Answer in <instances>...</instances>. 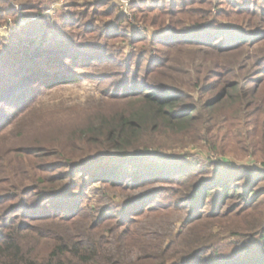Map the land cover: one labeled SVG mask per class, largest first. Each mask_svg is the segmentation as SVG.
Segmentation results:
<instances>
[{"label": "trees", "instance_id": "obj_1", "mask_svg": "<svg viewBox=\"0 0 264 264\" xmlns=\"http://www.w3.org/2000/svg\"><path fill=\"white\" fill-rule=\"evenodd\" d=\"M218 1L230 6L228 13L232 12L235 22L245 23L248 29L236 26L235 23H217L215 20L218 15L213 17L211 9L202 7L205 0L133 1L130 4L132 16L145 24L156 26L150 37L135 31L128 34L119 29L117 23L120 18H128L123 13H119L114 19L117 27L111 26L115 22L105 23V32L111 31L113 36H117L114 33L121 32L120 36L130 38L131 43L142 44L140 52L130 62L135 63L134 69H130V65L125 66L124 78L120 75L121 81L112 82L110 88L112 92H119L117 99L132 96L136 103L113 114L95 115L86 123V128L73 132L70 140L77 143L78 148L102 150L94 155L95 158L89 156L73 161L67 155L65 162L61 161L59 164L60 168L74 170L82 164L96 162L95 159L104 163L120 161L118 170L99 169L91 173L92 177L101 182L109 181L116 187L120 180L128 178L138 184L165 180L178 185V190L173 191L172 199L150 205L140 213L138 210V214L147 210V215L153 218L168 216L181 205L195 212L186 231L174 233L166 242L146 222L136 221L134 217L112 223L107 221L112 216L104 209L96 220H92L94 217L83 212L75 202L55 199L63 191L51 187L54 183L64 182L68 173L49 177L50 168H55L52 165H44L41 171L35 170L33 158H50L55 154L49 153L46 146L33 148L36 151L27 153L22 148L15 154L21 158L18 164L22 169L28 168L30 185L25 191L22 188L17 190L18 187L12 183L11 179L14 177L8 173L4 155L0 154V174L8 176L10 191L13 192L7 196L0 195V264H153L156 259L158 263L161 261L159 264H198L197 261L209 260L214 253L212 226L217 223L223 225L226 219L230 225H227L228 229L231 227L239 238H243L240 243L237 242L243 253L240 251L238 256L226 259L227 262L223 264H264V189L256 187L262 179L260 174H264L260 169L245 168V171H240L227 164L223 168L230 167L233 173L226 171L216 180L199 179L200 171L192 167V161L184 163L182 160H186L185 158L167 157L163 165L159 166L153 160L143 157L153 146L161 144L157 137L162 134L167 135L170 140L181 141L182 145L205 140L211 152L236 154L241 142H235L236 147L228 150L225 149L224 140L230 137V131L242 124L241 120L248 109L251 111L245 117L246 129L250 127L255 131L254 135L264 132V97L260 96L258 86L253 83L258 77L264 79V69L255 73L264 64V0ZM8 2L9 0H0V17L12 13L13 19L26 16L25 20H29V13L19 14V9L14 5L9 8L5 6ZM68 2L65 9H84L81 12H65L68 17L71 15V24L77 23L79 27L84 25L77 19L81 17L89 20L87 24L90 28L99 27L103 30L98 25V17L114 16L117 9L115 5L99 0ZM105 6L110 7L102 11ZM41 8L44 10L37 17H48L50 9L47 6ZM24 10L27 11L25 8ZM18 19L16 22L8 17L5 19L7 30L14 27L10 31L12 37L20 30ZM23 30L25 45L28 41V45L33 46L31 51H23V56L18 51L7 48L16 40L11 41L6 37L7 33L0 35V45H3L0 52L1 106L4 103L8 106L15 105L16 101L21 100L20 95L29 94L30 91H26L28 87L41 82L46 86L53 76L59 81L73 78L71 74L58 73L59 67L66 63L78 65L76 57L64 60L69 58L68 53H61L58 60L56 54L60 51L56 52L57 48L51 50L36 38L26 39L31 31L28 28ZM104 49L81 51V58L95 65L107 64L110 61L105 59L114 57L107 55ZM68 50L71 52L74 48L70 47ZM173 53H184L187 59L170 56ZM50 67H55L52 73L47 70ZM4 70L6 74H3ZM102 76L106 75L99 74L94 78ZM183 76L188 79L185 81ZM6 78H9L8 85L2 87L3 80H8ZM18 78H22V81H18ZM215 89H219V92L203 101V95ZM194 94H197V99ZM1 106L0 125L6 120ZM220 129H225V132L213 134ZM217 142L223 144L219 146ZM250 145L254 150L260 146L256 143ZM125 159L132 164L123 169ZM9 160L15 162L16 158L10 156ZM194 162L201 164L199 161ZM35 178L39 180L36 185L33 182ZM210 186L218 190L215 195H221L222 201L235 198V208L219 211L214 215L197 211L200 201L206 200L208 194L212 195L214 192ZM19 195L22 196L21 199L15 202ZM204 206L205 203L202 208ZM183 207L181 208L184 209ZM17 212L33 216L34 220L49 218L51 222L20 226L16 223ZM56 218L61 219L57 221ZM29 241L35 244L33 249L28 248ZM137 252L141 255H137L138 258ZM136 258L137 261L133 262Z\"/></svg>", "mask_w": 264, "mask_h": 264}, {"label": "rangeland", "instance_id": "obj_2", "mask_svg": "<svg viewBox=\"0 0 264 264\" xmlns=\"http://www.w3.org/2000/svg\"><path fill=\"white\" fill-rule=\"evenodd\" d=\"M68 1L69 0H9V2L5 4L8 8L10 5H14L13 7L19 9V14L23 13L25 15L29 13V20H25L26 16L25 18L23 16H21L20 19L17 18L19 20L18 29H20L21 32L19 30L17 35H13V37L10 31L12 32L14 27L5 30L4 28L7 25V20L5 19L8 17V19L10 18L13 22H16L17 19H13L14 17L11 16L12 13L0 17V29H3L1 32L4 31V34L7 33L5 35H7L6 37L10 38L11 41L16 40L12 45L10 44L11 46H6L7 48L10 47L11 50L18 51L21 56H23V51H31L30 49L33 47L32 44L28 45L27 41L25 45V40L23 39V29L28 28L31 32L29 36H26V39L36 38L38 42H44L43 44L51 50L57 48L56 52L60 51L56 54L58 60L61 57V53H63V55L64 53H68L67 57L69 58L64 60L69 61L70 57H76L75 59L78 62V65L66 63L65 66L61 65L58 70V73L65 75L71 74L70 76L73 78L59 81L54 79L53 76L51 82L47 83L46 86L41 82L28 87L26 91H30L29 94L23 93V96L20 95L21 100L16 101L15 105L8 106L5 103L2 104V106L0 105L4 110L3 114L6 118L4 123L0 125V154L4 155V161L8 167L7 171H9L8 173H11L10 175L14 177L11 181L18 187L17 190L22 188L23 191H25L30 185L28 180L29 172H27L28 168L22 169V166L18 164L21 158H19L15 152L23 148V151L27 153L36 151L33 148L46 146V148L49 149V153H54L55 156L50 158L44 156L41 158H33L35 170L41 171L44 169V165L49 167L52 165L55 168L54 170L50 168L49 177H59V173L63 174L65 172L69 174L64 182L54 183L53 187H51V189L63 191L59 192L60 194H57L58 196H56L55 199L59 201L70 200L75 202L78 208H81L83 212L94 217L92 220H96L98 217L97 215L104 209H107V211H109L108 215L112 216L107 220L112 223H116L117 220H125L126 217H134L133 219L136 221L146 222L148 226H151L153 231L157 232L168 242L169 237L174 233L179 232L180 234L186 231L188 222H190L195 212H191L185 207L178 205L180 207H177V209L175 208L173 210L174 212L170 215L153 218L147 215V210H144L141 214H138V210L140 213L142 209H147L150 205H156L157 202H165L166 199L169 198L172 199L173 191L178 190V185L166 182L165 180H151L138 184L133 182L132 178H128L127 180H120L117 184L119 186L116 187L110 184L109 181L101 182L92 177L91 173L99 169H103V171L118 170L121 165L120 161L104 163L97 162L98 159H95L96 162L92 161L91 163L82 164L74 170L71 168L59 167L61 161L65 162L67 155L73 161H80L79 158L94 157V155L102 152L101 149L78 148L77 143L70 140L73 132L86 128L85 125L91 117L105 113L113 114L116 111L124 110L126 107H129V104L133 105L136 103L132 96L121 100L117 99L116 96H120L119 92H116V90L112 92L110 88H112V82H117L121 79V76L124 78L125 66L130 65L132 67L130 69H134L135 63L130 64V62L135 59L134 55L140 52V46L142 44L137 45L131 43L130 38L120 36L121 32L114 33V35L117 36H113L111 31L105 32V23L112 21L113 24L114 22L115 24L111 26L117 27L114 19L119 16V13H123L126 14L128 18L124 20L121 17L117 24L119 29L128 34L135 31L138 34H146L150 37L156 27L151 24H145L138 19L136 20L135 17L132 16L130 4L138 0H131L127 8L121 7L120 0H99L101 2H108V5H115L118 12L115 10L114 16L109 18L98 17V25L102 27L103 30L99 27L90 28L87 24L89 20L81 17L77 19L84 25L79 27L77 23L75 25L71 24L73 21H71V15L68 17V14H65V12H81L84 11V9H65V7H68ZM205 1L206 3L203 4L202 7L211 9V16L215 17L218 15L215 20L217 23L225 25L235 23L234 25L236 26L248 29L245 23L235 22L234 15L231 14L232 12L228 13L230 6L222 5L223 2L218 0ZM253 1L255 2L256 0ZM81 3H83V1ZM43 6H47V8L50 9L48 11L50 14L48 17L44 16L38 18L37 16H40V13L44 10V8H41ZM193 6L197 7V5ZM107 7L110 6L103 7L102 11H105ZM24 8L27 9V11L24 10ZM45 11L47 10L45 9ZM224 12L226 14H224ZM84 26H86V28H84ZM0 35H2V33H0ZM70 35H72V37ZM37 41H35L36 44ZM70 47L72 49L74 48L71 52L68 50ZM2 48L3 45H0V52ZM92 48H105L106 54L114 58H106L105 60L110 62L99 65L83 60L81 58V51L96 50ZM152 51L154 52L155 48H153ZM170 56H179L181 60L187 59L184 53H173ZM52 69L55 70V67L47 68L50 73L53 72ZM263 69L264 64L263 67L255 70V73ZM95 72L100 75L105 74L106 76L94 78V76L99 75L94 74ZM6 73L7 72L4 70L3 74ZM115 73H117V75H115ZM183 78L185 81L188 79L186 76H183ZM259 78L260 77L256 78L253 83H255V86H258L257 88H259L258 91L260 96L264 97V79ZM6 79L8 80H3L1 83L2 87L8 83L9 78ZM48 80L50 81V78ZM212 80H214V78H212ZM261 80L263 81L260 82ZM18 81H22V78H18ZM219 89L204 94L203 101L211 99V97L219 92ZM18 94L21 93H17V95ZM194 96L197 99V94H194ZM249 111H251V109L246 110L244 118L241 120L242 124L237 125L230 131V137L224 140V142H226L224 143L225 149L227 148L228 150L230 147H236L235 142H241L238 146L239 152L236 154H233V152H226L225 154L211 152L205 140L182 145L181 141L170 140L167 135L162 134V136L159 135L157 137L158 140H161V144L153 146L143 157L147 160H153L159 166L163 165V161L167 159V157L185 158L186 160H182L184 163L192 161V167L200 171L198 176L199 179L216 180L221 175H224L226 171H232L233 173L230 167L223 168V166L227 164L232 165V167L240 171H245V168L250 170L258 168L264 173V132H259L254 135V130H251L250 127L247 128L250 130L246 129L245 123L247 120L245 117ZM222 131L225 132V129L215 131L213 134L216 135L218 132L224 133ZM249 133H251V135ZM179 139L181 140V138ZM251 143H256L260 146L257 150H254L250 145ZM217 144L220 146V144L223 143L217 142ZM143 151L144 150L141 151L142 154ZM253 153L258 154L254 155ZM10 156L15 157L16 161L13 162L9 160ZM59 157L60 160H58ZM194 161H199L201 164L197 165ZM124 163L123 169L132 164L128 159H125ZM130 171L131 169L129 172ZM260 175H262V179L261 182L259 181L256 184V187H258L257 189H264V174ZM8 180L6 174H0V193L3 192V194L0 195L2 196L11 195V193H13L10 191L11 183ZM33 182L36 185L39 180L35 178ZM210 188H212L214 192L211 193L212 195L208 194L206 200L200 201L197 211H203L206 215H214L219 211L225 212L235 208V198L222 201L221 195H215L218 193V190H215L213 186H210ZM21 197L22 196L19 195L15 202H18ZM25 197L26 194H24V198ZM204 203L206 206L202 208ZM224 203L227 204L223 206ZM32 218L33 216L28 217L17 212L16 223L20 226H32L40 225L45 221L51 222L49 218L42 220H34ZM60 219L61 218H56L57 221ZM223 223V225L217 223L212 226L213 230L211 233L215 239L213 244L214 253H212L211 258L206 261L199 260L197 261L198 264H223V262H227L226 259L238 256L240 251L243 253V249L238 245L243 238H239L237 232H234L231 227L228 229L227 225H229V222L227 219ZM203 224L206 225L205 223ZM25 233L27 232H24V234ZM34 247L35 244L29 241L28 248L33 249ZM38 249L39 248H37V251ZM133 253L134 252H132V254ZM137 255L139 257L140 254L137 252L136 257ZM137 258L133 262H136ZM156 260L153 261V264L158 263ZM159 263H161V261Z\"/></svg>", "mask_w": 264, "mask_h": 264}, {"label": "built area", "instance_id": "obj_3", "mask_svg": "<svg viewBox=\"0 0 264 264\" xmlns=\"http://www.w3.org/2000/svg\"><path fill=\"white\" fill-rule=\"evenodd\" d=\"M130 1L131 0H120L121 7L127 8V6H128V4H129ZM4 29L7 30L6 27ZM2 30L3 29H0V33L4 34V31L1 32Z\"/></svg>", "mask_w": 264, "mask_h": 264}]
</instances>
